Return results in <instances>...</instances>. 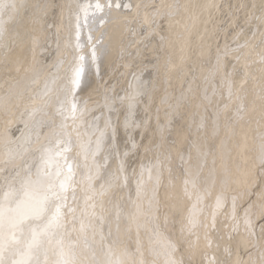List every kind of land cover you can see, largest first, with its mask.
<instances>
[{
  "label": "bare ground",
  "instance_id": "6f19581e",
  "mask_svg": "<svg viewBox=\"0 0 264 264\" xmlns=\"http://www.w3.org/2000/svg\"><path fill=\"white\" fill-rule=\"evenodd\" d=\"M0 2L2 264H264V0Z\"/></svg>",
  "mask_w": 264,
  "mask_h": 264
},
{
  "label": "snow or ice",
  "instance_id": "6c2138e0",
  "mask_svg": "<svg viewBox=\"0 0 264 264\" xmlns=\"http://www.w3.org/2000/svg\"><path fill=\"white\" fill-rule=\"evenodd\" d=\"M8 5L0 2V9L7 7ZM14 7V5H12ZM96 8L99 10L101 8V5L99 3L96 4ZM83 69H79L75 73V83H79V77L82 73ZM49 161L46 160L45 163H48ZM56 175H59L58 173ZM47 181V183H46ZM24 194L29 199H36L38 207L31 211V212H24L21 210V203H18L17 205V217L9 219V226L10 227H19L22 224H24L29 219H38L41 216H43L47 212V205L52 199H58L59 194L55 190L56 185L55 183L51 182V174L50 173H43L42 175H39L36 180H32V178L29 176L25 182H24ZM60 190L64 191L66 190V186L61 183L60 184ZM50 193V195H49ZM7 211H11L9 209H6L3 204H0V232H2L3 228L5 227V215ZM61 210L60 206H56L55 212L48 218L47 224L45 225L44 232H47L49 229H54L60 226V220H61ZM41 233H37L33 231L32 236V244H37L39 242V237ZM3 244L2 241H0V248H2ZM29 247H32V245H29ZM0 264H2V261H0ZM61 264H72V261L70 259H63L61 261Z\"/></svg>",
  "mask_w": 264,
  "mask_h": 264
},
{
  "label": "rangeland",
  "instance_id": "374dc122",
  "mask_svg": "<svg viewBox=\"0 0 264 264\" xmlns=\"http://www.w3.org/2000/svg\"><path fill=\"white\" fill-rule=\"evenodd\" d=\"M58 2H60V1L55 2L56 5L58 4ZM56 5H55V6H56ZM43 7H45V6H40L41 14H45V13L48 11L46 8L44 9ZM56 7H57V6H56ZM56 7H55V8H56ZM53 11H54V10H53ZM39 14H40V13H39ZM41 14H40V16H41ZM51 14H52V13H51ZM51 14L49 15V16L51 17V19H50L51 21H49V23H48L47 19L45 20V24H46L47 26L50 27V28H49L50 30H49L48 32H51L52 27H53V25H54L53 18L55 17V16H54V15H55V12H53L52 16H51ZM38 17H39V15H38ZM48 19H49V18H48ZM52 21H53V22H52ZM46 22H47L48 24H47ZM46 25H45V27H43V28H47ZM51 26H52V27H51ZM74 28H75V27H74ZM53 29H54V28H53ZM72 29H73V28H72ZM46 30H48V28H47ZM51 33H52V32H51ZM55 37H57V36H53V37H52V35H51V41H50V39H49L50 37H49V38H47V41H45L44 43L40 40L41 42H37L36 45L39 47V44L42 43V44H40V46H41V50H48V48L46 47V46L48 45L47 43H49V45H52V43H53L52 46H55V45H56V48H57V47L59 46V44L61 43V39H57V38H55ZM52 40H55V41L57 40V41H56V42H55V41L52 42ZM58 40H59V42H58ZM37 46H35L36 50H40V47L37 48ZM42 47H43V48H42ZM35 48H34V49H35ZM6 49H7V50H10V46H9V47H6ZM77 49H78V50H76V48H75L76 53L78 52V54H79V48H77ZM39 62H41V65L44 66V63H43L42 61H38V63H39ZM42 63H43V64H42ZM41 65H40V63H39L38 68H40V70H42ZM19 68H21V67H19ZM24 72H25V71H23V72L19 71V73L22 74V75H21L22 77H23V75L25 76V74H26V73L24 74ZM35 77H36V76H35ZM35 77L32 79V82L36 80ZM36 78H38V76H37ZM71 79H72V78H71ZM14 81H17V79L14 80ZM58 81H60V78H59ZM58 81H57L56 83H58ZM32 82H30L29 84H31ZM24 83H25V82H24ZM27 83H28V82H26V84H27ZM15 84H16V85H15ZM15 84H14V82H13V88H14V87H17V86H18V87H17L18 89L21 88V87H20L21 85H20V86L18 85V84H20V83H18V81L15 82ZM29 84H27V86H30ZM14 85H15V86H14ZM70 85H71L70 87L72 88L73 84H70ZM27 86L25 85V87H26V91H27V89H29V87H27ZM13 88H12V89H13ZM12 89H11V90H12ZM72 89H73V88H72ZM11 90H10V92H11ZM23 91H25V90H23ZM23 91H22V89H21V92H23ZM10 92H9L8 94H10ZM19 92H20V91H19ZM13 94H14V93H13ZM69 94H70V97H71V96L73 95V91L70 92ZM19 95H20V93L14 95V96H12V94H11V95L9 96L10 98H8V100L10 99L11 104L14 106L15 110H14V112L12 111L13 113L11 112L7 118H10V115H12V114H14L16 111H19V110H20L19 107H18V105H19V103H18L19 100L17 99V98L19 97ZM13 97H15V98H13ZM16 97H17V98H16ZM11 98H13V99H11ZM17 100H18V101H17ZM13 101H14V102L17 101V103H16V102L14 103ZM69 101H71V100H69ZM12 102H13V103H12ZM15 104H16V105H15ZM48 104H49V102L46 101V103H45L44 106H43L44 109L42 108V111H44L45 109H47ZM45 105H47V106H45ZM16 109H17V110H16ZM18 109H19V110H18ZM40 110H41V109H40ZM19 112H20V111H19ZM45 112H46V110H45ZM17 113H18V112H17ZM67 114H68V117H69L70 114H69V113H67ZM13 118H14V117H13ZM13 118H12V119H13ZM15 124H16V123H15ZM8 125L10 126L9 123H8ZM13 126H15V125H13ZM11 127H12V125H11ZM11 127H10V128H11ZM16 139H17V138H16ZM16 139L14 138L13 140H11V143H12V144H15V142L17 141ZM53 140H54V139H53ZM47 141L51 142V140H47ZM52 142H54V143L57 142V143H58L57 140H54V141H52ZM65 148H66V147H65ZM65 148H63V150H65ZM65 151H66V150H65ZM65 151H64V153H65ZM64 153H63V155H62V156H63V157H62L63 159H65V154H64ZM31 154H32V153H31ZM31 154L28 153V159H31V158H32ZM10 155H11V154H10ZM16 155H17V154H16ZM16 155H15V156H16ZM12 156L15 157L14 155H11L10 157L12 158ZM10 157H8L9 161L11 160ZM4 158H5V157H4ZM4 158H2L3 161L6 159V158H5V159H4ZM2 159H1V160H2ZM12 159H13V158H12ZM63 159H61L62 162H64ZM3 161H0V162H3ZM29 161H30V160H29ZM10 162L13 163V161H10ZM13 164L16 166L18 163L15 162V163H13ZM13 164H10V165H13ZM62 164H63V163H62ZM10 165H9V166H10ZM63 165H64V164H63ZM1 168H2V169H1ZM3 169H4V167H3V166H0V170L2 171ZM13 173H14V172H13ZM14 174H16V172H15ZM1 176H2V174H0V177H1ZM12 179L14 180V179H16V177H14L13 175H12V177H11V175H10V177L6 178L5 181L1 183V185H5V184H7L6 182L9 181V180H12ZM259 223L262 224L263 221L261 220ZM259 226H260V225H258V227H259ZM242 252H243V253H242L243 256L246 257V256L251 252V249H249V248H248L247 250H243V249H242ZM247 252H248V254H247ZM245 254H246V255H245ZM183 264H195V263H193V262H189L187 259H185V260L183 261Z\"/></svg>",
  "mask_w": 264,
  "mask_h": 264
}]
</instances>
